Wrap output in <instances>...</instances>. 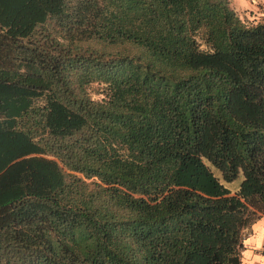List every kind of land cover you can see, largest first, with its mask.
I'll return each mask as SVG.
<instances>
[{
	"label": "trees",
	"instance_id": "1",
	"mask_svg": "<svg viewBox=\"0 0 264 264\" xmlns=\"http://www.w3.org/2000/svg\"><path fill=\"white\" fill-rule=\"evenodd\" d=\"M263 212L264 20L0 0V264H243Z\"/></svg>",
	"mask_w": 264,
	"mask_h": 264
},
{
	"label": "crops",
	"instance_id": "2",
	"mask_svg": "<svg viewBox=\"0 0 264 264\" xmlns=\"http://www.w3.org/2000/svg\"><path fill=\"white\" fill-rule=\"evenodd\" d=\"M244 3H247L249 8L255 9L256 13L261 16L257 20H264V0H231V5L236 11ZM245 240L246 243H244V248L241 250L245 256L243 261L248 264H264V256L257 255V251H255L259 245L264 243V212L251 222L250 231Z\"/></svg>",
	"mask_w": 264,
	"mask_h": 264
},
{
	"label": "rangeland",
	"instance_id": "3",
	"mask_svg": "<svg viewBox=\"0 0 264 264\" xmlns=\"http://www.w3.org/2000/svg\"><path fill=\"white\" fill-rule=\"evenodd\" d=\"M237 9H238V10H237V13H238L241 17H243V18H245V19H247V20H249V21H250V20H253V19H254V20H257V18L260 19V17H261V16H259V15L256 13V10H255V9H251V8H249V7L247 6V3L242 4V5L239 6V8H237ZM238 179H239V177L235 178V179L231 182L230 185H232V186L236 185ZM244 243H246V240L244 241ZM255 251H257V252H256L257 255H260L261 257H263V256H264V243L261 244V245H259V246L255 249ZM243 259H245V256H244V254H242V252H241V261L243 262V264H248L247 262L243 261Z\"/></svg>",
	"mask_w": 264,
	"mask_h": 264
},
{
	"label": "clouds",
	"instance_id": "4",
	"mask_svg": "<svg viewBox=\"0 0 264 264\" xmlns=\"http://www.w3.org/2000/svg\"><path fill=\"white\" fill-rule=\"evenodd\" d=\"M247 237V236H246ZM246 239V238H245ZM245 239H244V241H245Z\"/></svg>",
	"mask_w": 264,
	"mask_h": 264
}]
</instances>
